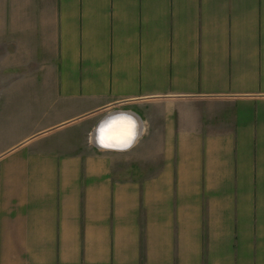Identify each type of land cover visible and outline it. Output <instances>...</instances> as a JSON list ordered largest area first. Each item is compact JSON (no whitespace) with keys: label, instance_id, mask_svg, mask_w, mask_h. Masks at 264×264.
I'll use <instances>...</instances> for the list:
<instances>
[{"label":"crops","instance_id":"obj_1","mask_svg":"<svg viewBox=\"0 0 264 264\" xmlns=\"http://www.w3.org/2000/svg\"><path fill=\"white\" fill-rule=\"evenodd\" d=\"M0 16L7 93L89 137L0 157V264H264V0H0ZM117 111L140 137L97 148Z\"/></svg>","mask_w":264,"mask_h":264},{"label":"rangeland","instance_id":"obj_2","mask_svg":"<svg viewBox=\"0 0 264 264\" xmlns=\"http://www.w3.org/2000/svg\"><path fill=\"white\" fill-rule=\"evenodd\" d=\"M0 21H4L1 16ZM8 40L6 32L0 31V61H3L0 63V157L25 145V141L38 137L50 140L59 139L63 144L70 139L77 140V142L84 139V143H87L89 137L84 138L81 126L74 124L73 126L72 124L60 126L59 120H63L64 117L62 113L51 115L53 112L48 109L49 104H46L47 109L45 110L38 109L37 95L17 94L12 96L14 98L12 104L7 102L12 98L6 89V82L10 83V80H6V69L10 67L6 63ZM29 71L30 74L36 72L34 65L30 66ZM30 83H33V80H30ZM133 161L128 158L120 161V173L124 176H132L135 166Z\"/></svg>","mask_w":264,"mask_h":264},{"label":"water","instance_id":"obj_3","mask_svg":"<svg viewBox=\"0 0 264 264\" xmlns=\"http://www.w3.org/2000/svg\"><path fill=\"white\" fill-rule=\"evenodd\" d=\"M133 121L135 122L136 125H134V137H128L126 139V142L128 145L124 146V147H119L122 144H120L117 147L114 148H105L101 145L100 140L101 138H103V136L105 134L109 133V130H111L113 128V126L122 123V122H129V121ZM113 130V129H112ZM141 130H142V126H141V122L140 120L132 113L129 112H122V111H117L114 113H111L109 115H107L105 118H103L101 120V122L98 124V126L96 127L93 136H92V141L94 143V145L99 148V149H103V150H120V151H125V150H129L134 146V143L138 140V138L140 137L141 134ZM123 142V143H126Z\"/></svg>","mask_w":264,"mask_h":264},{"label":"bare ground","instance_id":"obj_4","mask_svg":"<svg viewBox=\"0 0 264 264\" xmlns=\"http://www.w3.org/2000/svg\"><path fill=\"white\" fill-rule=\"evenodd\" d=\"M134 125H136L135 122L130 120L129 122H122L113 126V130H109V133L105 134L103 138H101V145L105 148H114L119 146L120 144L122 145L119 147H124L130 144H127L126 139L130 136L134 137ZM127 133H130V136Z\"/></svg>","mask_w":264,"mask_h":264}]
</instances>
